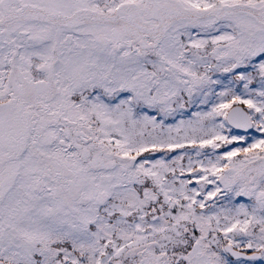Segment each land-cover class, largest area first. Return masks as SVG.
I'll return each mask as SVG.
<instances>
[{"label": "snow or ice", "instance_id": "obj_1", "mask_svg": "<svg viewBox=\"0 0 264 264\" xmlns=\"http://www.w3.org/2000/svg\"><path fill=\"white\" fill-rule=\"evenodd\" d=\"M0 264H264V0H0Z\"/></svg>", "mask_w": 264, "mask_h": 264}]
</instances>
